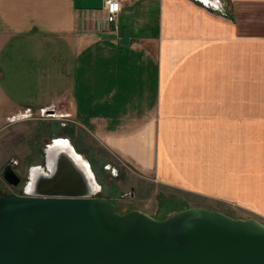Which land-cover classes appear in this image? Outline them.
<instances>
[{"label": "crops", "instance_id": "obj_1", "mask_svg": "<svg viewBox=\"0 0 264 264\" xmlns=\"http://www.w3.org/2000/svg\"><path fill=\"white\" fill-rule=\"evenodd\" d=\"M212 2L129 0L116 28L102 0H0V133L54 113L136 177L264 223V0Z\"/></svg>", "mask_w": 264, "mask_h": 264}, {"label": "water", "instance_id": "obj_2", "mask_svg": "<svg viewBox=\"0 0 264 264\" xmlns=\"http://www.w3.org/2000/svg\"><path fill=\"white\" fill-rule=\"evenodd\" d=\"M128 40L125 27L119 43ZM46 157L31 190L0 188V264H264V223L255 217L200 206L162 218L119 212L91 190L78 159L56 153L51 170ZM14 167L0 169L11 187L22 180Z\"/></svg>", "mask_w": 264, "mask_h": 264}, {"label": "rangeland", "instance_id": "obj_3", "mask_svg": "<svg viewBox=\"0 0 264 264\" xmlns=\"http://www.w3.org/2000/svg\"><path fill=\"white\" fill-rule=\"evenodd\" d=\"M17 117L19 118L8 117V120H5L4 130L0 133V158L2 155L3 164L8 161L16 162L14 168L22 180L17 187H11L2 181L0 176L3 191L20 193L22 185L27 180L30 166L45 165V155H42L43 143L55 137H65L89 162L101 187L97 195L111 199L119 212L138 208L162 218L184 207L200 206L219 209L233 217L245 218L251 214L237 209L235 205H226L209 197L188 194L174 188L158 187L153 182L136 177L96 143L89 133L75 131L69 127L66 129V121H60L54 113Z\"/></svg>", "mask_w": 264, "mask_h": 264}, {"label": "bare ground", "instance_id": "obj_4", "mask_svg": "<svg viewBox=\"0 0 264 264\" xmlns=\"http://www.w3.org/2000/svg\"><path fill=\"white\" fill-rule=\"evenodd\" d=\"M48 114V113H47ZM46 143H43V149H42V154L45 155L46 152V159H48L47 161V167L49 169H53V160H52V156H54L56 153H60V152H65L68 153L70 155H72V157L74 159H78L79 161V165L81 167H83V169L85 168L88 171L89 174V178L91 181V185L92 188L91 190L95 193H98L101 191V187L96 179V176L94 175V172L89 164V162L87 160H85L83 158V156H81L72 146V144L70 143V141L67 138H62V137H57L54 138L53 140H47L45 141ZM50 159V160H49ZM46 171V168L44 170L43 166L38 165L36 168L34 169H29L28 171V175H27V180L25 182L24 185H22V189L21 190H31L33 187V183L36 179V176L38 174H40L41 172Z\"/></svg>", "mask_w": 264, "mask_h": 264}, {"label": "built area", "instance_id": "obj_5", "mask_svg": "<svg viewBox=\"0 0 264 264\" xmlns=\"http://www.w3.org/2000/svg\"><path fill=\"white\" fill-rule=\"evenodd\" d=\"M128 1L129 0H102V9L105 13V20L108 23H113L117 28L118 15L121 12L125 3ZM195 1L201 4L206 9H210L213 11L222 10L218 2H212V0H195ZM26 115H30V114L27 112ZM20 193L24 194L25 190H23Z\"/></svg>", "mask_w": 264, "mask_h": 264}, {"label": "flooded vegetation", "instance_id": "obj_6", "mask_svg": "<svg viewBox=\"0 0 264 264\" xmlns=\"http://www.w3.org/2000/svg\"><path fill=\"white\" fill-rule=\"evenodd\" d=\"M39 154H41L40 152H39ZM43 155V154H42ZM41 155V156H42ZM38 166V164H36V165H31L30 166V169L32 170V169H34V168H36ZM42 166V165H41ZM43 168H44V170H45V165H43ZM3 181V180H2ZM6 184V183H5ZM0 188H1V186H0ZM2 189V188H1ZM16 189V188H15ZM23 191V190H22ZM22 191H20V192H22Z\"/></svg>", "mask_w": 264, "mask_h": 264}]
</instances>
